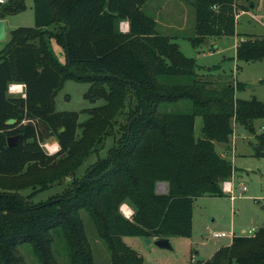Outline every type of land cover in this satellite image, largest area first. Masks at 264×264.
I'll return each instance as SVG.
<instances>
[{"label":"trees","instance_id":"16d2710c","mask_svg":"<svg viewBox=\"0 0 264 264\" xmlns=\"http://www.w3.org/2000/svg\"><path fill=\"white\" fill-rule=\"evenodd\" d=\"M145 1L32 0L34 24L10 30L0 50V264H27L19 241L29 243L40 264H59L53 249L60 248L68 264H95L80 209L104 240L109 264H142L123 235L188 236L194 198L226 194L221 182L234 166L214 143L229 144L233 121L254 132L253 120L262 119L252 148L254 156H264V101L236 97L241 81L203 78L194 58L158 32L154 17L141 8ZM191 4L194 45L234 34L236 11L244 6L239 0ZM0 7L4 18L21 9L23 0ZM52 24L54 30L46 29ZM52 40L64 48L65 63L52 51ZM262 57L264 35L246 34L235 45L237 60ZM66 78L89 81L88 95L103 98L83 121L76 111L54 108V92ZM12 82L26 85L24 97L8 94ZM181 100L191 102L190 111L172 108ZM196 115L202 119L197 138ZM18 133L21 138L8 146L6 138ZM50 136L59 145L53 153L40 145ZM105 147L103 156L80 169L86 156ZM158 182L166 183L165 191L156 190ZM60 183L59 192L29 200ZM23 189H30L27 196L19 194ZM124 201L135 209L129 217L120 210ZM191 264H264V226L233 235Z\"/></svg>","mask_w":264,"mask_h":264},{"label":"rangeland","instance_id":"374dc122","mask_svg":"<svg viewBox=\"0 0 264 264\" xmlns=\"http://www.w3.org/2000/svg\"><path fill=\"white\" fill-rule=\"evenodd\" d=\"M192 0H146L142 10L154 17L158 32L175 41L184 55L193 57L198 63L197 72L204 78L226 82L241 81L242 89L235 91L239 98L255 96L264 101V57L257 60H237L234 58L235 45L246 34L264 35V0H239L244 4L237 9L235 18V33L231 35L212 36L208 42L194 45L189 37L195 34L194 7ZM251 1V2H250ZM251 4L253 6H251ZM1 8V7H0ZM6 36L0 39V50L9 40V32L18 26H32L34 14L32 0H23V7L6 16ZM123 22V24H122ZM125 20L120 23L121 30L125 32L128 25ZM55 24L48 26L54 30ZM127 27V29H126ZM207 39V38H206ZM51 49L61 63H65V51L55 40L51 41ZM89 81H79L66 78L62 86L53 95L56 111H76L78 121L88 117L87 109L102 104L103 98H91L88 95ZM10 94V93H8ZM18 95V94H12ZM191 102L181 100L172 108L178 111H190ZM202 119L196 115L194 119V136H201ZM233 133L226 146L220 142L214 143L215 150L232 161L234 170L233 195L202 194L193 200L192 229L188 236L172 235L168 237L170 248L160 247L154 242L145 243L139 235H123L122 240L134 248L142 257V264H191L211 256L214 250L230 241V236L214 237L212 232H232L233 235L246 234L253 228L255 232L264 226V156L253 155L252 145L255 142V133L262 128V119L253 120L254 132L249 131L238 122L233 121ZM79 132V128L77 129ZM47 141L56 140L54 136L46 138ZM107 146V145H106ZM105 148L86 156L80 169H84L98 156H103ZM240 184L246 189L240 191ZM63 183L54 184L48 189L34 193L30 201L35 203L59 192ZM158 192L165 191V182H158ZM30 189H23L19 194L27 196ZM79 214L83 221L84 231L92 251L95 264H109L110 254L104 240L98 236L95 227L85 210L80 209ZM243 230V231H242ZM19 255L27 264H40L32 255L28 242L16 243ZM53 248H56L53 245ZM53 254L59 264H68L67 256L62 248Z\"/></svg>","mask_w":264,"mask_h":264},{"label":"built area","instance_id":"2783aa9c","mask_svg":"<svg viewBox=\"0 0 264 264\" xmlns=\"http://www.w3.org/2000/svg\"><path fill=\"white\" fill-rule=\"evenodd\" d=\"M6 1L7 0H0V4L5 3ZM126 29H127V27H126ZM14 83H18V82L9 83L8 87H7V92L10 93V94H18V95L24 97L25 96L24 88L23 89H16V88H11L10 89V85H12ZM57 144H58L57 141L49 142L46 139L40 141V145L45 149V151L47 153H53V152L57 151L58 148H59V147L58 148L56 147ZM231 177H232V175L228 179H225V180H223L221 182V189L226 194L228 193V194H230L231 197H234V195H233V180L231 179ZM239 189L242 192V191H244L246 189V186L244 184H240ZM121 205H120L121 212L123 213L124 216L129 217L130 215L127 214V209L123 208ZM253 230H254L253 228L249 229L246 234L247 235L253 234L254 233ZM212 235L214 237H220V236H230V237H232L233 233L232 232L231 233L230 232L227 233L225 231H214V232H212Z\"/></svg>","mask_w":264,"mask_h":264},{"label":"water","instance_id":"95a60500","mask_svg":"<svg viewBox=\"0 0 264 264\" xmlns=\"http://www.w3.org/2000/svg\"><path fill=\"white\" fill-rule=\"evenodd\" d=\"M4 38H5V23H4V19L0 18V39H4ZM205 42H208V40L205 39ZM65 45L67 47V38L65 39ZM13 121H14V119L10 118L7 120V123H12ZM130 123H131V120L128 123V126H127L128 128L130 126ZM20 138H21L20 133L12 135V136H8L6 138L7 145L8 146L14 145L17 142V140ZM71 173H73V171ZM66 178H69V175H67ZM143 239H144L145 243H147V244L154 242L155 244H157L160 247L170 248V243H169L168 237H160V238H155L153 240L150 237H143Z\"/></svg>","mask_w":264,"mask_h":264},{"label":"clouds","instance_id":"9594fccd","mask_svg":"<svg viewBox=\"0 0 264 264\" xmlns=\"http://www.w3.org/2000/svg\"><path fill=\"white\" fill-rule=\"evenodd\" d=\"M24 87H26V85H24L23 83H14L12 85H10V89L11 88H16V89H23ZM57 148L59 147V145L57 144L56 146ZM123 208L127 209V214L128 215H132L135 212V209L126 201L122 202L121 205Z\"/></svg>","mask_w":264,"mask_h":264},{"label":"crops","instance_id":"0c3cea01","mask_svg":"<svg viewBox=\"0 0 264 264\" xmlns=\"http://www.w3.org/2000/svg\"><path fill=\"white\" fill-rule=\"evenodd\" d=\"M251 6H253V5L251 4ZM236 15H238V14H236ZM3 19H4V23H5V36H6V22H7V21H6V17H4ZM122 24H123V22H122ZM125 24L127 25V21L125 22ZM236 43H237V42H236ZM262 123H263V121H262ZM55 141H56V140H54L53 142H55ZM221 155H223V154H221ZM231 162H232V161H231ZM165 190H166V183H165ZM192 218H193V214H192ZM242 231H243V230H242ZM151 239L153 240V239H155V238H151ZM230 240H231V239H230ZM229 242H230V241H229ZM229 242H227L226 244H228ZM217 248H218V247H217ZM217 248H216V249H217Z\"/></svg>","mask_w":264,"mask_h":264}]
</instances>
